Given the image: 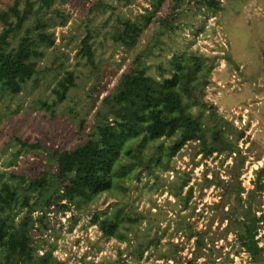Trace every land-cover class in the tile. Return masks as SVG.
<instances>
[{
	"label": "trees",
	"instance_id": "1",
	"mask_svg": "<svg viewBox=\"0 0 264 264\" xmlns=\"http://www.w3.org/2000/svg\"><path fill=\"white\" fill-rule=\"evenodd\" d=\"M73 1L79 0H14L0 13L2 92L18 94L37 75L39 60L44 57L42 49L55 45V30L66 27L71 18L59 8ZM118 1L124 8L134 2ZM164 1L151 0L150 8L131 16L116 14V7L106 0L92 3L88 10L90 18L84 24L85 34L75 53L77 65L96 68L94 36L89 32L88 23L107 12L103 24L108 30L104 39L132 55V65L101 99L94 124L82 144L69 150L49 151L45 169L37 170L33 177L13 170L0 172V264H65L54 255L53 246L46 247L47 241L40 239L49 229V214H64L70 206L92 202L120 187L124 178L133 173V167L143 161L149 173L158 169L154 176L158 180L163 173L174 172L172 160L187 145H193L192 160L200 156L203 161L214 155L215 158L223 156L220 165L227 159L232 160L227 179L214 176L207 180L204 172L202 185L219 190V199L210 209L222 212L219 220L225 223L222 232L233 237L237 254H247L249 264H264V164L255 171L252 189L246 191L244 198L239 177L245 156L237 145L244 133L219 115L217 107L206 99L213 69L210 58L185 48L155 64L157 76L148 73L147 60L155 56L156 39L141 46L145 30L155 23L157 33H171L175 29L173 10L170 15L158 16ZM180 1L183 0H176V6ZM220 10L219 0L196 1L198 13L214 15ZM74 86V73L65 71L51 90L52 106L66 100ZM79 125L81 133L84 120ZM22 145L26 152L38 148ZM20 150L13 153L14 159L7 164V169L17 164L24 152ZM126 160H131L129 165ZM190 181L189 174L185 173L182 177L174 176L172 183L175 190L171 195L176 200L182 198L183 189L188 187L182 200L184 205L192 194ZM122 209L116 204L109 206L93 214L90 223L102 237L126 245L132 262L119 261L123 252L118 249V258L111 264H136L158 244L159 238L149 237L150 228L143 237L130 236L131 227L140 226L146 217L131 215ZM188 232L187 239H194L195 253L207 258L210 247L206 230L188 229ZM205 251L208 253L204 254Z\"/></svg>",
	"mask_w": 264,
	"mask_h": 264
},
{
	"label": "rangeland",
	"instance_id": "2",
	"mask_svg": "<svg viewBox=\"0 0 264 264\" xmlns=\"http://www.w3.org/2000/svg\"><path fill=\"white\" fill-rule=\"evenodd\" d=\"M106 1L122 16L142 13L151 2L134 0L129 8H124L118 0ZM196 1L183 0L176 6V0H165L158 16L170 15L173 10L174 31L157 33L158 24H152L145 30L141 46L156 39L155 56L147 60L148 73L153 76H157L155 64L185 48L210 58L213 69L206 99L217 107L219 115L244 133L237 145L245 156L239 177L245 198L246 191L252 189L255 171L264 164V0H219L221 10L214 15L198 13ZM13 2L0 0V13ZM93 2L79 0L60 7L70 14V21L66 27L55 30V45L42 49L44 57L39 60L37 75L18 94L0 90V172L13 170L33 177L37 170L45 169L49 151L69 150L82 144L94 124L101 99L113 90L121 73L130 69L132 55L104 39L108 27L103 22L109 12L88 23L94 36L96 68L77 65L75 53L85 34L84 24L90 18L88 10ZM65 71L74 73L75 86L66 100L52 106L51 90ZM81 120L84 131L80 133ZM23 143L38 148L26 152ZM192 147L185 146L172 160L174 172L163 173L158 180L154 177L158 169L149 173L145 161L130 165L134 171L120 187L92 202L70 206L64 214H49V229L40 239L47 241L46 247L53 246L54 255L65 264H111L118 258L119 250L123 252L119 261L132 262L124 243L102 237L90 223L93 214L116 204L126 213L146 217L140 226L131 227L130 236L143 237L150 228L149 237L159 238L158 244L136 264H249L247 254H237L233 237L223 234L225 223L219 222L222 212L210 209L219 199V190L202 185L204 172L207 180L214 176L227 179L232 160L227 159L222 165L223 156L214 155L203 161L197 156L192 160ZM19 149L24 152L17 164L7 169L14 159L13 153ZM130 161L126 160L127 165ZM185 173L191 178L188 186L193 187L186 205L182 200L188 187L179 200L171 195L175 190L174 176L182 177ZM188 229L206 230L210 247L207 258L195 253L194 239H187Z\"/></svg>",
	"mask_w": 264,
	"mask_h": 264
}]
</instances>
